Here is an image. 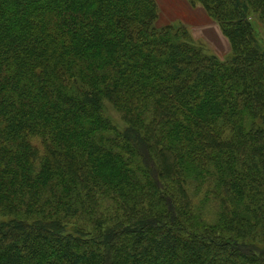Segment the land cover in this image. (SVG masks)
<instances>
[{
    "label": "trees",
    "instance_id": "obj_1",
    "mask_svg": "<svg viewBox=\"0 0 264 264\" xmlns=\"http://www.w3.org/2000/svg\"><path fill=\"white\" fill-rule=\"evenodd\" d=\"M186 1L226 60L155 0H0V264H264V0Z\"/></svg>",
    "mask_w": 264,
    "mask_h": 264
},
{
    "label": "rangeland",
    "instance_id": "obj_2",
    "mask_svg": "<svg viewBox=\"0 0 264 264\" xmlns=\"http://www.w3.org/2000/svg\"><path fill=\"white\" fill-rule=\"evenodd\" d=\"M159 9V19L157 26L173 25L174 27H184L189 34L190 40L195 46L201 47L205 54L214 56L219 60H226L230 54V46L221 34L219 27L209 19L205 11L200 6H192L186 0H155ZM249 21L253 26L255 37L259 43L261 52H264V28L258 19L253 15L249 16ZM105 117L119 130H124L125 124L121 116L109 104H105ZM39 150L38 141L32 142ZM193 188H195L193 186ZM193 203L196 209H202L201 220L208 224L214 222L216 214L210 210L207 202L202 204L203 190H198L193 194ZM68 232H72L71 227H67Z\"/></svg>",
    "mask_w": 264,
    "mask_h": 264
}]
</instances>
